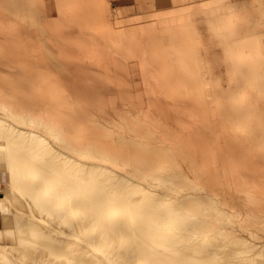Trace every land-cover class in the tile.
<instances>
[{"label":"bare ground","instance_id":"bare-ground-1","mask_svg":"<svg viewBox=\"0 0 264 264\" xmlns=\"http://www.w3.org/2000/svg\"><path fill=\"white\" fill-rule=\"evenodd\" d=\"M28 1L18 4L27 6ZM42 56L23 60H5L6 56L2 60L0 56V73L15 76L6 83L10 79L0 75L6 83L0 79V88H5L0 101L12 102L10 107L0 103L9 107L0 109V170L7 175L0 196V264H264L261 237L259 241L257 237L247 240L232 233L226 235L231 238H225L224 232L223 238L216 236L224 230L219 224L222 213L227 210L240 213V217L245 212L232 210L223 200H209L208 190L201 185H179L170 194L163 191L173 182L167 176L169 169L163 168L166 158L173 154L161 158L162 141L132 148L126 140L100 138L101 130L88 123H81L79 128L96 136L75 142L60 137L65 126L55 119H62L63 114L52 113L54 105L50 106L47 91L52 84L48 86L47 77L52 73L51 64L46 55ZM59 81L57 86L63 85ZM256 135L246 143L248 148L259 144L263 152H257V165L261 169L250 175L263 185L264 133ZM123 142L128 146H120ZM244 145L242 142V148ZM199 147L200 142L187 146L190 159L200 152ZM231 147L234 152L236 148ZM244 175L250 177L242 172ZM235 177L240 178V174ZM238 178L232 179L233 185ZM214 180L220 183L222 179ZM257 193L260 200L251 201L254 205L249 208L262 218L264 187ZM239 217H230V221L242 227ZM211 223L218 225L210 227ZM218 238L222 243L216 241ZM226 239L230 240L223 244Z\"/></svg>","mask_w":264,"mask_h":264},{"label":"rangeland","instance_id":"rangeland-1","mask_svg":"<svg viewBox=\"0 0 264 264\" xmlns=\"http://www.w3.org/2000/svg\"><path fill=\"white\" fill-rule=\"evenodd\" d=\"M59 2L61 7L73 11L68 17L84 32L105 38L106 31H115L119 32V36L131 39L130 44L135 58L141 63L140 75L144 86L142 89L146 94L142 93L141 89H133L134 92L128 94L118 108L92 110L88 113L77 105L73 97L70 100L66 96L65 83L59 81L63 85L57 86L60 78L57 79L55 74L49 73L48 86L52 81L47 89L49 103L51 102L50 106L51 104L55 106L52 108V113L55 111V115L60 113L68 116V119H65L66 117L62 115V119L65 120L55 119L65 126L62 136L57 131L56 133L72 142L83 141L96 136L90 131L79 128L81 123H88L95 129L101 130V135L98 134L100 138L111 141L126 140L132 148L136 146L143 148L147 146L145 143L148 141L152 143L162 141L159 152L161 158L173 154L172 157L166 158L163 164V168L169 169L170 174L167 176L173 178L169 189L163 190L165 193H173L179 185L185 187L201 185L208 190L209 200L214 202L223 200L232 210L239 209L246 213L240 217L238 216L240 213L233 214L227 210L225 214L222 213L219 224H223L224 230L221 235L216 236L223 238V232L224 237L234 233L233 235H240L247 240H255L257 237L259 241L261 237L260 241L264 242V216L260 218L257 212L249 208V205L254 203L251 201L260 200L259 197L257 198L259 196L257 190L264 187V184L259 185L255 177L250 175L252 171L261 169L257 165V152L260 146L257 144L248 148L246 143L256 139V134L264 133V0H172V5L165 3L164 6L167 5L168 8L148 16L149 47L145 48L144 55L137 43L136 30L128 29L123 34V23L118 21L117 13L107 14L102 0H60ZM42 17L40 16L41 19ZM110 18L113 20L111 25ZM196 22L198 28H203L201 39L195 29ZM0 32L2 35L14 33L8 29H0ZM14 36L16 42L9 44L0 42L2 60L5 56V60L8 58L23 60L31 56L34 57L32 59H37L39 55L40 57L45 55L39 43L25 36L23 38L20 34L14 33ZM66 57L71 60L80 58L72 54ZM85 58L94 60V57L88 53ZM1 74L6 80L10 79L5 81L6 83L12 82L11 78L15 77L6 72ZM41 75L43 74L38 78H41ZM2 77L0 76V79ZM47 77L45 76L46 79ZM4 80L1 79L6 84ZM54 82L56 86L51 87ZM0 89V95H3L5 88L1 86ZM8 102L9 100L2 104H9L10 107L12 102ZM13 103L16 104L15 101ZM62 104H65L64 108ZM67 107L71 111L68 112ZM58 108L60 109L57 110ZM259 122L262 124L259 125ZM74 127L77 129L75 132L71 131ZM126 137L134 139L135 142ZM196 142H200L201 150L199 147L200 152H196L198 153L196 157L190 159L185 149ZM242 142L245 143L243 148ZM126 145L128 146V143L123 142L120 146ZM231 146L236 148L234 152ZM154 148L156 151L159 149ZM212 164H216L217 167ZM261 167L264 169V165ZM235 169L236 174H231ZM210 170L215 171L212 174ZM200 171L203 175H200ZM242 172L248 173L250 177L241 176ZM206 173H210L209 177H206ZM239 174L240 178L235 177ZM216 178L222 179L221 182L226 180L224 184L220 182L219 185L217 180L215 183ZM231 178H238L240 182L235 180L233 185ZM226 182L228 184H225ZM6 183V172L0 170V196L4 192L2 188H5ZM226 185L231 188L226 190ZM251 185L254 190L250 189ZM248 198L250 201H247V204ZM190 199L191 197L186 198V200ZM240 200L244 201L240 202ZM230 217L241 218L240 223L243 226L240 227L235 221L231 222ZM209 225L212 227L218 224ZM175 230L177 233V228ZM227 230L229 233L233 231L229 234ZM230 236L225 238H231ZM220 238L216 239L218 243L220 241L222 243ZM229 240L226 239L223 244H227Z\"/></svg>","mask_w":264,"mask_h":264},{"label":"crops","instance_id":"crops-1","mask_svg":"<svg viewBox=\"0 0 264 264\" xmlns=\"http://www.w3.org/2000/svg\"><path fill=\"white\" fill-rule=\"evenodd\" d=\"M21 1L0 0V29H8L39 43L46 58L50 59L52 73L65 82L64 93L70 100L73 97L79 107L88 113L115 109L134 92L133 89H141L146 94L142 89L141 63L135 58L131 39L121 37L115 31H106L105 38L84 32L68 17L73 11L61 7L60 0H29L27 6H19ZM102 2L107 14L117 13L118 21L123 23V34L128 29L136 30L143 55L149 47L148 16L168 8L165 3L172 5V0ZM110 19L111 25L113 20ZM197 26L196 22L195 29L201 39L203 28ZM14 33L2 35L0 32V42H16ZM87 53L94 60L86 59ZM71 54L80 57L79 60L66 57Z\"/></svg>","mask_w":264,"mask_h":264}]
</instances>
